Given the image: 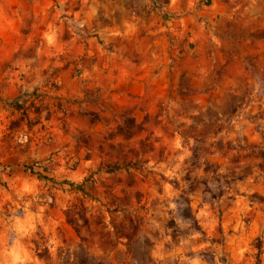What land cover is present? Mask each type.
Here are the masks:
<instances>
[{
	"label": "clouds",
	"instance_id": "obj_1",
	"mask_svg": "<svg viewBox=\"0 0 264 264\" xmlns=\"http://www.w3.org/2000/svg\"><path fill=\"white\" fill-rule=\"evenodd\" d=\"M0 264H264V0H0Z\"/></svg>",
	"mask_w": 264,
	"mask_h": 264
}]
</instances>
